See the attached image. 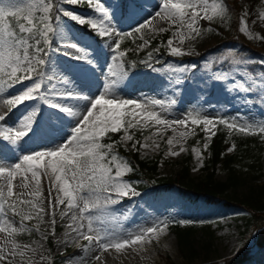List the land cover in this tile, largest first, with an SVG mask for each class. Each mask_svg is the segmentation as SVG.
I'll return each mask as SVG.
<instances>
[{"label":"rangeland","instance_id":"obj_1","mask_svg":"<svg viewBox=\"0 0 264 264\" xmlns=\"http://www.w3.org/2000/svg\"><path fill=\"white\" fill-rule=\"evenodd\" d=\"M99 2L109 11L110 21L88 0L75 5L66 0L56 4L51 0H0V72L5 64L13 71L26 67L28 57L45 60L36 65L30 79L15 80L7 67L0 73V112H8L6 101L39 80L40 72L44 73L41 91L51 101L26 100L12 106L0 122V129L12 136V140L0 136V264H124L130 260L134 264H206L234 256L242 239L252 253L259 229L243 238L236 215L240 209L210 204L203 197L191 204L176 192L152 196L157 192L154 187L139 193L129 180L127 158L136 152L139 159H157L154 178H174L186 166L192 178L202 180L211 171L204 168L210 159L211 138L222 128L229 139L227 155L234 156L232 166L238 168L243 165L236 164L241 159L254 158L248 153L260 152L254 169L240 167L235 192L245 194L264 187V73L250 71L252 56L232 58L225 67L220 55L233 53V45L207 53L224 38L234 36L264 49V0L258 1L251 19L240 15L235 28L220 2L182 0L186 16L172 21L156 17L163 0ZM83 3L90 11L83 9ZM64 11L95 20L96 27L81 25ZM101 21L116 32H133L120 40L117 51L149 54L162 49L167 57L148 70L121 76L123 58L112 61L119 37L100 36ZM146 21L151 24L135 33ZM72 25H86L109 39L97 44ZM169 40L174 48L170 49ZM180 49L184 54H176ZM81 53L84 58H76ZM260 61L264 64V58ZM110 64L116 76L108 72ZM192 64L197 68L191 69ZM168 65H188L189 71L174 73ZM216 71H227L229 79L209 81L208 76ZM177 77L180 84L175 82ZM119 82L121 88H117ZM62 93L70 97L69 107H82L79 116L52 109ZM101 97L121 107L118 126H102L96 119L105 112L103 106L96 109L95 100ZM67 103L62 101L58 107L65 104L68 109ZM33 112L36 115L29 121ZM89 116L93 119L86 125ZM22 130L26 135L16 138L14 133ZM116 132L121 134L117 142L102 143L107 133ZM257 169L260 174L255 177ZM228 174L221 163L214 168L215 181H226ZM177 221L195 231L192 243L198 255L192 259L179 251L172 229ZM153 227L157 231L148 233ZM137 235L144 240L120 249L113 246ZM208 241L209 251H204ZM155 255L156 260L152 259Z\"/></svg>","mask_w":264,"mask_h":264},{"label":"trees","instance_id":"obj_2","mask_svg":"<svg viewBox=\"0 0 264 264\" xmlns=\"http://www.w3.org/2000/svg\"><path fill=\"white\" fill-rule=\"evenodd\" d=\"M223 1L227 6L229 13L228 15L231 17V22L235 26L239 11L245 12L247 15H254L253 12H255V7L259 0H237L232 5H229L225 0ZM236 42L239 43L242 49L250 53L264 55V50L254 49L250 47L245 41L237 40ZM133 58L135 59V57ZM133 58L131 57L132 61ZM133 63L140 67L137 60L133 61ZM227 147L225 133H217L210 145L211 159L206 162L204 167L207 171L211 170L207 173L205 179L196 180L192 178L186 166L183 167L174 178H154V176L157 174V159H139L137 154L131 155L132 161H134L139 168L138 170L135 169L131 163V179L133 183H137V188L139 190L147 189V184L141 180V177L145 175L143 171H146L148 173L147 175H149L152 180H155V183L158 182V184L164 189L176 187L184 199L194 202L197 196H202L208 202H220L226 205L228 208H241L240 214L243 216L242 235L246 236V233L251 229L262 228V230L259 231L255 241V250L253 253H250V251L247 250V247H245V244H243L236 256H232L231 258L224 259L220 262H212L207 264H264V187L258 189H249L245 194H237L235 192L236 186L241 180L239 172L243 168L240 167L246 165L254 169V165L258 164L259 162L260 152L257 154L256 152H254V154L251 152L248 153V157H251L252 155L254 158L251 160L246 158L241 159V162L236 164L243 165L236 168L234 167L235 164L232 166L234 156L224 154ZM219 163L223 164L224 167L229 171L228 178L224 182H218L214 180V168ZM259 174L260 171L257 169V171L254 173V176L257 177ZM176 229H179L175 230V234L177 235V242L181 255L183 256V254L187 253V258L191 259L198 255L197 251L193 248L194 246L192 243V238L195 233L194 229L186 228L180 230L179 226H177ZM210 244V241L205 242L203 245V250L209 251Z\"/></svg>","mask_w":264,"mask_h":264},{"label":"snow or ice","instance_id":"obj_3","mask_svg":"<svg viewBox=\"0 0 264 264\" xmlns=\"http://www.w3.org/2000/svg\"><path fill=\"white\" fill-rule=\"evenodd\" d=\"M66 2L68 4L75 5L78 3V0H66ZM88 3L94 7L96 12L100 13L103 16L104 20L110 21V19H111L110 13L104 7L103 3L99 2V0H88ZM128 7H129L130 11L133 10L132 5H129ZM64 15L69 16L72 20L78 22L81 25L88 24V25L92 26L93 28L96 27V21L95 20L82 18L78 14H74L73 12H69V11H64ZM185 16H186V5L182 2V0H163V3L160 7V11H158L156 13V17H160L161 19L166 18L167 20H170V21L182 20ZM149 24H151V21H146L144 23H141L138 27H136L134 29V32L135 33L141 32V30L145 29ZM109 25H110V23H109ZM158 30L160 32H164L166 29L159 28ZM112 34H114L115 37H119V39H115V48H113V51L115 54L113 56L112 61L116 62L118 60V58H123L125 55L124 52L117 51L120 48V40L126 36L133 35V32H127V33L116 32L114 28H112L110 26H104L103 21H101V28H100L99 35L105 36V35H112ZM181 39H183V36H181ZM145 43H147V41H145ZM168 43H169L170 49L174 48V47H171V45H172L171 40H169ZM68 47L76 48L75 45H68ZM140 47H143V45H141ZM36 52H37V56H38L40 53V48H37ZM176 54L182 55L184 53H182V51L180 49ZM148 55L151 56V53H149ZM76 58L83 59L84 58L83 53H81ZM25 64L27 65L26 67L21 66L15 71H13V69L10 65L5 64L4 70L0 73H3L5 71V68L7 67L10 69V72L8 73V75L12 78H15V80L19 81V80L30 79L31 75L36 73V65L45 64V60L28 57V59L24 60V65ZM116 67L120 68L121 65L116 64ZM190 67H191V69L194 70L197 68V65L192 64ZM168 68L172 69V71L174 73H180V74H183V73H186L189 71L188 65H185L182 67H176V68H172L171 65H168ZM155 71H162V69H155ZM18 72H22V73H24V75L17 76ZM108 72L112 76L117 75V72L114 69L112 64H110ZM38 75L40 76V79L35 81L22 94L17 95V96H13L11 99L6 101V104L9 106V111L8 112H0V122L5 121V117L11 111L12 106L21 104L22 102H24L26 100L38 98L39 100H41L44 103H51V101L48 99L47 95L41 91L42 84L44 83V73L40 72V73H38ZM120 75L126 77L127 72L121 68ZM227 79H229V73L227 71L211 72V74L208 76L209 81H222V80H227ZM175 82L177 84H180L181 83L180 78L177 77ZM237 85H239L240 88L244 87L243 84H237ZM245 90H247V89H245ZM95 104H96L97 110L101 106H103L105 108V112H104L103 116L102 117H96V119L98 120L100 125H102V126H109V125L118 126V122L120 120V114H118L120 112V106L119 105H116V106L110 105L107 103V101L103 97H101L100 99H96ZM53 106H56V105H53ZM129 107H131V106H129ZM64 110H66V109H64ZM35 115H36V113L33 112L27 117V119L29 121H32V118ZM93 115H95V112L93 113ZM131 116L136 117L137 114L135 112H131ZM92 119H93V116H89V120L85 121V124L87 125L89 123V121H91ZM197 122L199 123V121H197ZM203 123H207L208 126L212 125L208 121H203ZM88 130L89 129H85V131H88ZM14 135L16 138H20V137H24L26 135V132L23 130L17 131L14 133ZM0 136H2L4 139L12 140V136L6 134L5 130H3V129H0ZM205 147H207V145H205ZM172 154L176 155V153H172ZM165 227H166V225H165ZM156 231H157V228H155V227L148 229V233H155ZM144 238L145 237L143 235H137V236H135L134 240H131V241L124 240L122 243H117L113 246L116 247L117 249H120V248H123L125 245H128L130 243L135 244L139 241H142V240H144ZM241 246H243V245H241ZM106 247H108V246H103L102 249H104Z\"/></svg>","mask_w":264,"mask_h":264},{"label":"bare ground","instance_id":"obj_4","mask_svg":"<svg viewBox=\"0 0 264 264\" xmlns=\"http://www.w3.org/2000/svg\"><path fill=\"white\" fill-rule=\"evenodd\" d=\"M258 9V8H257ZM231 24H232V22H230ZM237 24H238V20H237V22H236V24H235V26H234V24H232V26L235 28L236 26H237ZM237 40H242V41H246L244 38H241V37H239V36H234V37H227V38H224L223 39V41L222 42H220V43H217L216 45H220V46H225V45H227V44H229L230 42H232V41H237ZM249 46L250 47H252V48H254V49H258V50H264L261 46H259V45H252V44H250L249 43ZM256 71H260L261 73H264V67L263 66H259V67H257L256 68ZM255 71V72H256ZM122 82H119L118 83V85H117V88H121L122 86ZM77 94V93H76ZM80 94V93H79ZM60 97V98H59ZM58 99H59V101L56 103V104H54V105H56V106H52V109L53 110H59V111H61L62 109H66L67 110V112H66V114H70L71 113V115L72 116H74V117H77V116H79L80 114H81V110H82V107L81 106H77V107H75V108H72L71 106L69 107V104H68V109L65 107V104H63V106L64 107H58V105L63 101V102H67L69 99H70V97H67V94H64V95H61V96H58ZM79 100H82V99H79ZM87 100V99H86ZM71 103H73V104H76L75 103V101H73V102H71ZM72 105V104H71ZM65 110V111H66ZM120 112H122L121 111V107H120ZM119 112V113H120ZM80 121H77L76 123H79ZM234 256H236V255H234ZM157 257H158V255H155L154 257H152V259H154V260H156L157 259ZM132 262H134L133 260H130V261H128V262H125L124 261V264H134V263H132Z\"/></svg>","mask_w":264,"mask_h":264}]
</instances>
